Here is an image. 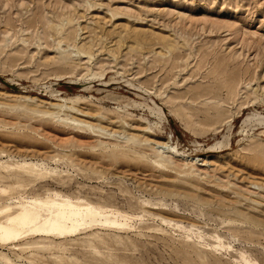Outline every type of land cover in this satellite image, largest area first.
Returning a JSON list of instances; mask_svg holds the SVG:
<instances>
[{
    "label": "rangeland",
    "instance_id": "obj_1",
    "mask_svg": "<svg viewBox=\"0 0 264 264\" xmlns=\"http://www.w3.org/2000/svg\"><path fill=\"white\" fill-rule=\"evenodd\" d=\"M263 118L264 0H0V225L124 224L0 264H264Z\"/></svg>",
    "mask_w": 264,
    "mask_h": 264
},
{
    "label": "bare ground",
    "instance_id": "obj_2",
    "mask_svg": "<svg viewBox=\"0 0 264 264\" xmlns=\"http://www.w3.org/2000/svg\"><path fill=\"white\" fill-rule=\"evenodd\" d=\"M254 118H256V116ZM250 120V118H247L246 121ZM257 121L260 126L264 127V118ZM100 131L101 134L110 136L109 133H104L103 130ZM110 137L114 136L112 135ZM153 145L157 146L158 149H163L166 147V145L158 143H153ZM173 157L179 156L173 151ZM190 162L197 164L199 161L194 159ZM48 205L49 208L56 211V213L48 219V222L50 223V229L45 230L40 228L39 226L34 225L33 227L27 229V236L32 235L36 237H49L50 235H53L54 237L68 238L74 236L79 229L86 226L89 227V225H93L94 223H101L102 226L112 224L114 225V227H119V229L123 228L124 226V224H116L115 222H112L116 219L115 216H107L106 213L94 210L93 208L85 204H77L70 201H62L59 203L52 201ZM111 217L113 220L110 219ZM27 219L28 222L33 220H29L30 217H28ZM8 224L10 225V227L0 225V243H14L21 241L22 239L27 237L20 233L18 230V228L26 227V225L28 224L27 222L17 219H11ZM5 263L7 264L8 260H5Z\"/></svg>",
    "mask_w": 264,
    "mask_h": 264
}]
</instances>
